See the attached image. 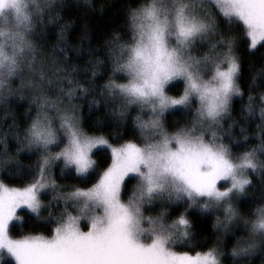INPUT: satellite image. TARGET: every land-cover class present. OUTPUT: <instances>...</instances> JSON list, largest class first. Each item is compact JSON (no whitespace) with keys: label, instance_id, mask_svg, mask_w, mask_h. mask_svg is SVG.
Listing matches in <instances>:
<instances>
[{"label":"snow or ice","instance_id":"1","mask_svg":"<svg viewBox=\"0 0 264 264\" xmlns=\"http://www.w3.org/2000/svg\"><path fill=\"white\" fill-rule=\"evenodd\" d=\"M56 4L0 0V103L17 93L30 96L26 117L35 106L26 128L11 126L14 153L7 134L0 139V264H224L223 237L241 229L246 235L236 237L233 264L256 251L264 264V160L257 155H264V93L252 94L264 81V65L249 80L245 105L249 115L259 108V145L234 153L236 122L223 124L231 118L233 97L244 95L240 44L250 51L264 48V0H138L127 6L121 31L87 49L92 59L83 80L79 66L67 65V45L59 48L63 60H53L50 68L41 61L37 28L59 21L51 15ZM68 26L60 27L59 41ZM101 49L103 59L96 55ZM102 69L107 78L98 84ZM17 78L20 87L13 88ZM84 102L90 112L105 108L116 129L112 135L84 127ZM130 110L137 112L131 128ZM103 123L97 119L92 127ZM22 152L36 159L24 164ZM109 153L110 162L101 165ZM253 177L262 186L259 199ZM13 180L23 186L6 182ZM46 194H52L47 203ZM242 198L255 205L247 215L237 207ZM59 201L64 210L57 216ZM156 205L155 215H145ZM193 208L223 210L211 243L193 230ZM21 221H41L49 234L14 238L13 232H24L22 223H14Z\"/></svg>","mask_w":264,"mask_h":264},{"label":"trees","instance_id":"2","mask_svg":"<svg viewBox=\"0 0 264 264\" xmlns=\"http://www.w3.org/2000/svg\"><path fill=\"white\" fill-rule=\"evenodd\" d=\"M138 0H90V2H85V0H64V6L61 7L59 0H57L56 6L52 9L51 15H59V21L55 23H45L44 25H39L37 31L40 33L36 37V43L42 47L41 51V61L44 63L45 67H51L53 60H63L62 54L59 52V48H64L67 45L66 52L68 56L67 65H77L80 67L79 76L83 80L85 78L84 67L88 64V61L92 59L89 55L87 49L90 47H99L103 43V39L111 34L113 31H121L122 26L126 20V11L127 6L131 4L135 6ZM47 15V14H46ZM68 24V28L65 31V41H59L58 36L60 33V27L64 24ZM85 25L87 29L85 30ZM221 27H226L221 18ZM87 36V39L82 40V36ZM237 54L240 57L242 65V74L240 78V83L244 91L242 97H234L232 99L231 107V118H226L223 122L224 127L228 128L233 121L235 125L232 132L233 142L232 149L234 153H242L245 151H250L253 148L257 147L260 143L258 139V128L257 125L261 123L259 108L257 107L254 115H249L245 105L248 103L249 96V80L253 75L255 70H258L262 65H264V48H258V50L250 51L246 43H241ZM101 59L104 58L103 50L101 49L96 53ZM46 58V59H45ZM253 65V69H249V64ZM39 66L40 61H38L37 70L35 72L37 78V84H39ZM64 66V65H61ZM103 78L98 79V84L105 83L107 78V71L101 70ZM90 75V72L88 73ZM20 82L19 78L16 79V82L12 85L13 88H19L18 83ZM260 83L259 87L253 88L252 94L259 96V94L264 93V81H258ZM182 91V86H181ZM170 95H179L177 91L169 92ZM91 99V97H89ZM80 102V101H78ZM32 98L26 96L24 99L20 98L19 93L13 96H9L4 103H0V139L4 138V134H7V143L10 150L14 153L16 148V141L14 139V134L11 126L15 123L19 126L21 130L26 128L30 123L31 117L35 116V106L33 105V110L31 116L26 117L25 112L28 109L29 105L32 104ZM257 105L259 100H257ZM196 105H193L195 108ZM84 114V127L90 132V134H100L104 133L107 135H112L116 129L112 126V118L108 115L104 107L99 109L93 108L91 112L87 102H84L83 106ZM131 111V110H130ZM137 114L136 111H131V116L127 121V126L132 127L131 117H134ZM102 120L103 126L98 128H93L92 124L97 120ZM171 116L166 114V124L170 125L172 121ZM184 121L180 120V124H183ZM245 129V132L241 134L240 129ZM169 132L174 131L172 127L168 128ZM244 136H247V141L244 140ZM129 137L125 134L123 139H128ZM113 142H118L115 137H113ZM225 143H229V138H225ZM261 160H264V155L257 153ZM29 153L22 152L20 154V159L22 163L28 164L36 159L35 156L31 157L29 160ZM108 159L101 158L100 163L103 166H106L110 162V153L108 154ZM55 174L59 177V169H55ZM31 177H27L25 182L30 181ZM11 186H23V183L17 181H6ZM58 183L65 184L71 183L62 179H58ZM134 183V181H133ZM253 183L255 185V197L259 199L262 186L258 180L253 177ZM90 186V185H89ZM70 189H65L68 191ZM251 191V190H250ZM52 194H46L42 199L45 203L51 199ZM127 199V196L124 197ZM56 202H54L55 204ZM254 203L249 201V198H242L241 201L237 202V207L240 209L243 215L249 213L250 208L254 207ZM173 207H176L174 205ZM69 209V206H68ZM64 210V202L59 201L58 205L53 208L54 215H59ZM160 210L159 205H156L145 212V215L153 214ZM72 212L73 210L70 209ZM179 211H183V208H180ZM21 214L27 213L29 216L34 215L27 212L26 209L18 211ZM174 213V215H177ZM189 216L193 222V230L198 237L203 238L207 237L209 243L215 236V229L213 224L217 216H220L217 211L210 212H200L198 209H189ZM44 215H47V211L44 212ZM22 223L24 225V232L20 233L15 231L12 233L14 238H19L22 234H39L44 232V234H49L46 228L41 221H35L34 223H28L26 221L14 222ZM246 235V233L241 229L235 231V235L232 232H229L223 237L222 251L225 253L221 259L224 261V264H233V257L231 256V250L233 245L236 243V237ZM178 251H187L185 248H177ZM201 250V249H196ZM206 250V249H205ZM261 252L256 251L252 254L251 257H246L238 260V264H260L261 262Z\"/></svg>","mask_w":264,"mask_h":264},{"label":"rangeland","instance_id":"3","mask_svg":"<svg viewBox=\"0 0 264 264\" xmlns=\"http://www.w3.org/2000/svg\"><path fill=\"white\" fill-rule=\"evenodd\" d=\"M221 18H223V17H221ZM18 86L20 87V82L18 83ZM18 88V87H17ZM170 95V94H169ZM234 97H236V96H234ZM233 97V98H234ZM55 150H58V149H55ZM11 186V185H10ZM13 187H22V186H13ZM70 209L71 210H73L72 211V214L73 215H76V214H78V212H77V210L75 209V208H73V206L71 205V204H69V211H70ZM18 211H19V209H18ZM217 212H219L220 213V215H222V217H223V210L221 209V210H219V211H217ZM30 213V212H29ZM85 230H87V229H85Z\"/></svg>","mask_w":264,"mask_h":264}]
</instances>
